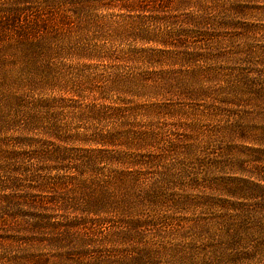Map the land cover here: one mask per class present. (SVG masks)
Listing matches in <instances>:
<instances>
[{"label": "rangeland", "instance_id": "1", "mask_svg": "<svg viewBox=\"0 0 264 264\" xmlns=\"http://www.w3.org/2000/svg\"><path fill=\"white\" fill-rule=\"evenodd\" d=\"M15 1L19 0H0V8ZM103 3L112 7L98 13L105 22L118 23L109 33H126L123 43L128 48L157 49V60L164 64L162 68L135 65L149 68L156 77L142 98L128 99L129 109L135 110L128 131L153 138L132 154L143 165L127 170L107 166L104 172L138 174L148 189L167 184L166 196L143 212L152 220L142 239L128 240L120 231L108 238L97 234L98 227L95 234H86L85 226L78 224L91 219L72 210L54 213L62 226H75L72 237L63 238V230L29 233L26 222H31L28 213L33 208L13 207L14 219L7 215L12 206L7 197L38 185L31 195L48 196L52 188L43 193L40 183L32 182L11 193L0 187V264H22L18 258L33 252L40 264H133L142 251L151 253L148 264H264V0ZM120 5L141 12L121 11ZM30 6L35 7L29 3L17 7ZM196 18L202 25L194 28ZM141 22L162 36L144 46L135 41L129 27ZM187 55L192 63L184 61ZM71 60H55L51 67L64 73L85 63ZM41 65L26 73H34L35 80V74L46 69ZM20 70L19 65L8 64L3 69L5 83L9 85L10 74L15 80ZM173 81L183 87L168 90ZM15 88L0 90L5 93L3 102L9 90L22 93ZM25 90L37 101L59 95L46 88ZM86 96L93 102L98 95L87 92ZM27 234L37 237L29 242ZM36 259L28 257L23 264H36Z\"/></svg>", "mask_w": 264, "mask_h": 264}, {"label": "trees", "instance_id": "2", "mask_svg": "<svg viewBox=\"0 0 264 264\" xmlns=\"http://www.w3.org/2000/svg\"><path fill=\"white\" fill-rule=\"evenodd\" d=\"M20 1L0 8V16L5 19L0 21V90L15 85L22 92L9 90L8 99L3 102L5 93L0 91V187L14 193L21 184L35 182L40 183L43 193L51 188L53 191L48 196H32L38 185L25 194L7 197L12 204L7 215L14 219L10 215L13 207L33 208L35 211L28 213L31 222H26L29 233L43 235L48 229L63 230V238H71V228L75 226H62L54 220V213L72 210L91 219L78 224L85 226L86 234H95L93 229L98 227L101 232L97 234L108 238L120 231L128 240L142 239L143 229L152 220L144 217L143 212L166 196L163 188L168 185L148 189L141 184L142 176L138 174L105 173L104 169L107 166L133 169L143 165L132 154L153 138L143 134L134 136L128 131L130 115L135 113L129 109L128 99L142 98V93L155 82L156 77L147 71L149 68L141 70L135 65L162 68L164 64L157 60V49H131L123 43L127 41L126 33H109L118 23H107L106 17L98 13L112 7L103 0ZM25 3L35 7H17ZM135 8L120 5L119 10L141 12ZM202 20L196 18L194 28L201 26ZM129 28L132 39L143 46L162 36L148 29L144 22ZM188 57L184 61L192 63ZM67 59L85 63L64 73L51 67L53 61ZM10 63L19 65L21 70L15 80L10 74L7 85L3 69ZM37 65L46 69L36 73L34 80V73L27 74L26 70ZM59 76L68 81L63 82ZM25 87L33 91L46 88L59 95L37 101L29 98ZM168 87L175 90L183 85L173 81ZM87 92L97 93L96 100L89 102ZM3 176L6 180L1 179ZM26 237L32 242L30 239L37 236ZM33 254L18 260L23 264L29 257L37 258L36 264L43 263ZM149 259L151 253L142 251L133 264H148Z\"/></svg>", "mask_w": 264, "mask_h": 264}]
</instances>
